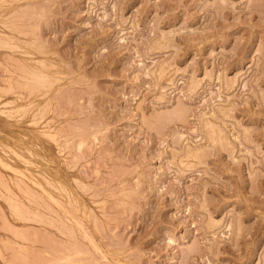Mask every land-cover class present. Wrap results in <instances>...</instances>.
<instances>
[{"label": "rangeland", "instance_id": "obj_1", "mask_svg": "<svg viewBox=\"0 0 264 264\" xmlns=\"http://www.w3.org/2000/svg\"><path fill=\"white\" fill-rule=\"evenodd\" d=\"M0 137V264H264V0H0Z\"/></svg>", "mask_w": 264, "mask_h": 264}, {"label": "bare ground", "instance_id": "obj_2", "mask_svg": "<svg viewBox=\"0 0 264 264\" xmlns=\"http://www.w3.org/2000/svg\"><path fill=\"white\" fill-rule=\"evenodd\" d=\"M0 138H2V139H5V138H3V137H0ZM18 151V150H17ZM30 151V150H29ZM31 153H32V151H31ZM22 155V154H21ZM28 158V157H27ZM40 164V163H39ZM22 167V166H21ZM29 170V169H28ZM62 181V180H61Z\"/></svg>", "mask_w": 264, "mask_h": 264}]
</instances>
